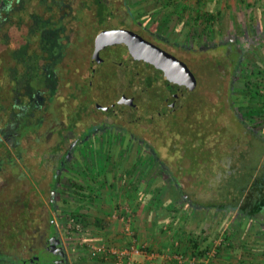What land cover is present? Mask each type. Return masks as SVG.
I'll use <instances>...</instances> for the list:
<instances>
[{"label": "rangeland", "instance_id": "obj_1", "mask_svg": "<svg viewBox=\"0 0 264 264\" xmlns=\"http://www.w3.org/2000/svg\"><path fill=\"white\" fill-rule=\"evenodd\" d=\"M154 1L156 0H130L132 8L144 7L146 9V14L138 17H142L140 21L144 26H149L150 23L155 24L161 34L169 38L176 34L180 41L187 44H193L196 38L204 34L196 56L192 57L183 52V58L190 61L199 79V88L193 100L197 112L191 118L194 129L197 132L201 129L198 122L203 121L205 117L210 119L211 123L213 120V126H209L208 144L203 139L199 140L198 136L193 135V138L195 144L201 149L199 154L206 153L210 158V154L214 157L207 164L202 162L203 164H200L188 176L187 171L183 170L190 167L191 161L185 157L182 149L178 150L176 147H179L174 146L176 135L180 139L184 133L180 128L153 125L134 129V133L150 142V146L158 152L159 158L168 164L184 188L190 192L193 201L204 204L216 196L222 184L221 181L224 182L221 187L224 189L227 184L235 182L237 177L244 176L245 172L248 174L251 170H255V173L262 171L261 167L264 162L262 161L264 150V140L262 142L264 136V43L260 42L249 48L245 46L247 49L242 55L240 66L235 69L231 66L229 58L234 60L237 54L230 52L231 54H227L229 56L226 58L224 56L227 50L223 48L225 46H221L224 41L234 40L237 31L240 33L242 31L240 26L238 29L235 27L234 21L238 20L236 14L239 10L234 0L230 4L227 0L210 1L211 5L220 6L223 12L217 23L216 34L209 30L206 31L205 25L201 23L192 22L191 24L186 21L190 16L188 12L191 8H198L200 2L207 4L208 0H200V2L199 0H160L158 9L155 8ZM74 4L83 5L78 1ZM247 11L255 17L254 10L247 9ZM84 14V19L89 21L86 23L87 26L94 21L95 16L90 10H85ZM154 18L156 21H153ZM123 21L124 24L128 23L127 19ZM113 24L118 27L121 21L114 19ZM230 24V27H233L232 31L229 29ZM190 28L192 29L191 35L185 37ZM209 49L211 51L208 52ZM74 82L72 86L75 85ZM68 91L63 92L64 98L70 94ZM76 94L79 96L76 101L72 102L73 107L83 101V95L78 92ZM221 111L224 112L223 115L220 114ZM55 124V120L45 124L48 131L44 128V133L42 132L44 135L41 136L39 142L32 139L30 142L24 141L29 156L41 155L38 160L45 165L44 168L37 169L41 171V174L46 173L47 164L54 155L52 153L54 141L48 139V132L50 128H56ZM82 128L80 127L79 130L81 131ZM90 132V130L85 131L83 136ZM218 134H221L220 137ZM46 140L49 141L46 142ZM67 140H69L68 137ZM71 142L67 141V144ZM152 153L142 141L130 142L129 139L113 138L109 132H104L102 135L99 133L90 141L82 142L76 149L68 169V177L61 180L62 184L58 190L59 207L55 216L70 264L81 262L80 258L84 255L96 252L97 249L92 247L98 246L100 242H111L105 235L110 236L118 232L117 236L120 237L123 234L124 225L119 219L113 220L112 216L125 214V208L131 210L136 208L137 211L132 216L133 221L142 211L141 215L150 214L149 221L151 220L154 227L150 230L154 235L153 240L157 241L151 246L148 245L150 252L182 253L188 257L192 253L190 239H199L201 247L205 248L208 242L205 244L204 239L207 238L211 242V248L207 252L215 250L216 258L219 254L231 253L236 259H233L234 264H264V245H261L259 240L263 236L260 235L262 230L258 226L252 228L254 226L252 221L245 222V228H243V219L238 212L203 209L196 207L195 202L191 204L183 199L176 202L175 207L170 206L172 208L170 212L162 214L160 202L169 205V200H171L168 191L171 179L168 169L154 164ZM232 161L237 163H233V168L239 170L235 173L237 176H229L223 181L224 176L230 172L229 165ZM121 166L129 172L119 173ZM239 184H242V181H239ZM141 187H145L146 191L143 192ZM77 188H81V195L76 193ZM145 193L151 194L152 198L150 197L151 203L142 209L141 198ZM193 212V217H189ZM75 214L84 216L81 224L82 231L74 228L77 222ZM160 216H166V218L163 217V220H167L166 227L163 230H155ZM4 217L5 209L0 205V224L4 221ZM95 218L102 219L106 225L94 226ZM73 219L76 221L73 222ZM105 229L109 230L105 231ZM2 232L0 230V239L5 238ZM3 242L7 243L6 240ZM159 242L163 244L159 245Z\"/></svg>", "mask_w": 264, "mask_h": 264}, {"label": "flooded vegetation", "instance_id": "obj_2", "mask_svg": "<svg viewBox=\"0 0 264 264\" xmlns=\"http://www.w3.org/2000/svg\"><path fill=\"white\" fill-rule=\"evenodd\" d=\"M76 1L85 2L73 0L74 3ZM87 1L90 4L88 7L95 9L93 0ZM103 1L111 8V11L107 13L108 21L102 26L98 13L92 12L95 16L94 21L87 26L91 27L96 34L89 42L80 44L81 48L78 52V56L83 60L82 76H78V81L82 84V91L79 92L83 95V101L78 102L76 107L71 105L74 103H67L62 114L58 110L56 128H50L48 132V139L54 141L52 146L54 155L47 164L46 173L41 174V171L37 170L45 166L38 160L41 155L29 156L28 148L25 147L23 140L20 143L12 140L7 143L12 152L22 151L23 154L19 157L14 155L16 158L13 162L9 160L0 162L2 168L0 170V205L5 209L4 221L0 224L2 236L5 235L4 239H0V264H70L55 216L59 207L58 190L62 184L61 180L68 177L72 157L75 156L74 152L79 145L104 132H109L113 138L126 140L131 139L135 134L134 129L153 125L174 127L171 118L184 110L191 101L194 102L195 93L199 88V79L190 61L184 60L183 52L192 57L196 56L197 49L201 45L198 38L193 44L183 43L176 34L169 38L161 34L155 24L150 23L149 26H144L138 18L140 15L135 17L130 13V10L133 11L134 8L130 5L128 8L124 6L127 0ZM114 19H119L121 25L114 26ZM123 19H127L128 23L124 24ZM222 45L227 50L224 57L227 58L230 52L237 54L238 59L229 58L231 66L237 69L234 62L238 60L240 64L246 47L240 45L237 40L224 41ZM210 49L208 52L211 51ZM188 72L196 77L197 84L181 110L174 112L164 121L152 124L133 123L128 121L130 118L127 116L128 119L120 117L121 111L125 110L124 107H129L132 111H144L163 100L167 101L169 95H175L186 82ZM93 77L105 88V99L110 101L111 104L108 107L113 112L105 110L108 107L105 102L101 103V96L99 97L97 85L93 83ZM70 86L72 87V84ZM68 92L72 94V90L70 92L69 89ZM229 97L228 94L230 103ZM118 105L119 107L115 108ZM82 107L86 109V113L82 116V120L76 123L75 129L70 128L69 120ZM67 111L68 115H66ZM223 111L221 115L224 114ZM80 127H83L81 131ZM88 130L91 134L83 136V133ZM40 134L30 139L39 142ZM218 135L220 137L221 134ZM30 139L25 141L30 142ZM67 141L73 142L67 144ZM225 178L226 175L223 181ZM185 191L183 199L191 204L194 203L190 192L186 189ZM217 198V194L213 196L212 203ZM196 203L194 205L199 207ZM227 210L239 214L241 212L238 208L232 210L231 207H227ZM241 216L243 223L252 221L254 225L252 228L260 227L262 230L260 235L263 236L259 240L261 245H264L262 244L264 213L258 214L251 220ZM4 240L7 243L3 242Z\"/></svg>", "mask_w": 264, "mask_h": 264}, {"label": "trees", "instance_id": "obj_3", "mask_svg": "<svg viewBox=\"0 0 264 264\" xmlns=\"http://www.w3.org/2000/svg\"><path fill=\"white\" fill-rule=\"evenodd\" d=\"M84 1L83 5L76 6L73 0H0V162L5 160L13 162L16 158L14 155L19 157L23 154L22 151L15 153L9 149L7 143H10V140L20 143L22 140L25 141L40 133L42 134L45 124L54 122V120L57 121L59 111L62 114L65 110L64 106L75 101L79 96L76 93L82 91V84L78 81V76L82 75L83 60L78 56V52H80V44L89 42L96 34L91 30V27L86 26L89 21L84 19L85 10L97 12L102 26L106 25L108 21L107 13L111 11V8L103 0H91L95 9H90L88 1ZM129 5L130 0H127L124 6L128 8ZM154 5L158 9L160 0L154 1ZM145 10L144 7H138L134 8L133 11L130 10V13L138 17L146 14L147 11ZM188 14L190 16L187 17L186 21L191 24L192 22L201 23L205 25L206 31L209 30L213 34L217 33V23L222 16L220 6L211 5V3L201 4L200 2L198 8H191ZM153 21H156V18ZM191 28L189 31L187 30L185 37L191 35ZM203 38L204 34L199 36L200 44H202ZM244 38L253 42L251 44L247 43L249 48L262 42L264 34L258 30L253 22L251 27L244 30ZM234 64L237 68L240 66L238 60ZM72 82L75 85L71 87ZM69 89L70 92L72 90V94L64 98L63 92ZM244 99L246 100V98ZM195 112H197V109L191 101L184 110L171 118V121L174 122L173 128H180L181 132H184L180 139L176 135L174 146H178L179 148L176 147L178 150L182 149L185 157L191 161L190 167L183 170L187 171L188 176L200 164H207L214 157L210 153L211 158L206 153L204 155L199 154L201 149L195 144L193 138V135L194 137L198 136L199 140L203 139L207 143L209 126H213V120L211 123L210 119L205 117L203 121L198 122L201 129L198 128L199 131L197 132L194 129L193 120H191ZM85 113L86 109L84 107L79 109L78 113L68 122L71 125L70 128L75 129L77 127L76 123L82 120ZM201 113L200 115H203ZM66 115H68V111ZM185 127L189 128L184 130ZM41 134L38 137L41 138L43 135ZM129 140L130 142L142 141L153 152L151 155L154 164H159L160 168L168 169L171 179L168 191L171 200H169V205L164 204V202H160V204L162 214L166 211L170 212L172 209L170 206L175 207L176 202L183 200V194L186 193L184 185L168 164L159 158L158 152L150 146V142L135 134ZM232 163L236 162H231L229 165L231 169L233 167ZM122 167L119 168V173L129 172ZM254 171L251 170L248 174L245 172L244 184L243 182L242 184L238 183L240 186L235 184L238 188L234 186L233 189L229 190L225 186L222 189L223 184H221L217 191L218 198L214 203L208 200L204 204L199 202L196 204L200 208L208 210L217 208L227 210V207H231L232 210L238 208L241 210L240 216L243 215L248 220L264 213L263 177H261V182L260 180L257 181L259 188L249 195L243 205H240L241 193L247 189L246 182L248 183L252 179ZM181 174L183 173L181 172ZM235 189L240 194L234 193L233 190L236 191ZM80 190L81 188L76 189L78 195L82 194ZM231 193L236 195L232 197ZM193 215L194 212L189 217H193ZM75 217L77 219L76 224H82L84 216L75 214ZM245 222L242 223L243 228H245ZM103 224L102 219H94V226L101 227ZM190 242L192 243V254L197 251L200 252L201 256H204L211 248V242L207 238L204 239L205 244L208 242L205 248L201 247L202 244L199 239L191 238Z\"/></svg>", "mask_w": 264, "mask_h": 264}, {"label": "crops", "instance_id": "obj_4", "mask_svg": "<svg viewBox=\"0 0 264 264\" xmlns=\"http://www.w3.org/2000/svg\"><path fill=\"white\" fill-rule=\"evenodd\" d=\"M210 1L211 0H208V3H211ZM227 1H228V4H230L232 2V0H227ZM234 1L237 4L238 10H239L237 12V14H236L238 16V20H237V22L234 21L235 27H236V29H238V26H240V28H242L241 33L238 32V31L236 32L237 36H236V38L234 40H237L239 42V44L242 45V46H248L247 43L251 44L253 42L250 41L249 39H245L244 38V30L247 27L248 28L251 27L253 22L257 26L258 30H260V32L262 34H264V0H234ZM247 9L254 10L255 13H256L255 17L251 16V13L249 11H247ZM243 10H246L248 12V14H247L246 11H243ZM222 15H223V12H222ZM255 20H256V22H255ZM230 26H231V24L229 25V27ZM232 28L233 27L229 28L230 31H232ZM262 43H264V39H263ZM263 140H264V138L262 139V142H263ZM262 158H263L262 159V161H263L264 160V150H263ZM232 162H234V161H232ZM262 164H263L262 167H261L262 171L260 173H254L252 179L248 183L246 182L247 189H245L244 192L241 193L242 194L241 195L242 197L240 199V203L241 204H242V202L244 200L248 199V197H249V195L251 193L255 192L259 188V183L257 181L260 180V182H261L262 181L261 177L264 178V162ZM229 170H230V172H229V174L226 175V178L229 177V176H232V175L237 176V175H235V173L239 171L238 168H233V167H232V169L229 168ZM244 178H245V176L237 177L235 182L232 183L234 185L227 184V188L229 190L233 189L235 184L238 185L239 181L243 182ZM263 183H264V180H263ZM243 184H244V182H243ZM238 186H240V185H238ZM238 186H235V188H238ZM144 188L145 187H141L143 192L146 191V190H144ZM235 190L236 191L233 190L234 193L240 194V192L237 189H235ZM149 193H145L143 195V197L141 196L142 197L141 199H142V202H143L142 205H141L142 209H144L146 207V205L151 203L150 199L152 197H151V194H149ZM232 193H231L232 197L234 195H236V194L232 195ZM136 211H137L136 208L134 210L130 209L131 217L133 216L134 212H136ZM141 213L138 214L135 217L136 219L134 221L132 219V223H133L132 227H133V230L136 233V237L139 239V242L141 244H147V245L151 246L152 244L157 242V241L153 240V238H154L153 236L154 235H153V232H151V230H152L151 228H154V227H153V224L150 222L151 220L149 221L150 214H145L144 213L143 215H141ZM166 213H167V211L164 212V214H166ZM163 217L166 218V216H160V219H159L160 221L156 224L155 230L156 229L163 230V228L166 227L165 223H166L167 220L166 219L163 220ZM109 219L111 220V217ZM147 221H148V224H147ZM113 222H116V221H113ZM104 225H106V222H104ZM147 229H148V231H147ZM107 230H109V229H105V231H107ZM111 231H113V230H111ZM113 232H115V231H113ZM117 233H114V234H112L110 236L105 235V237L108 238L111 242H113V240H114L115 243H117V245H122L123 244V239H122L123 238V234H121V236L118 237ZM162 241H163V239H162ZM162 244H163V242H159V245H162ZM164 244H165V242H164ZM154 253L159 255V256L157 258L149 259L147 261V264H179L174 259H168V256H170L168 253L167 254H160V253H157V252H154ZM79 256H82V255H79ZM185 257H186V261H185L184 264H191L190 260H189L190 256H188V257L185 256ZM80 259L82 261L78 262V263H81V264H118L115 261H113L111 259H108V257H105L104 255H101L100 253H89L87 256L84 255ZM233 259H235L233 254H231V253H222V254H219L217 256V258L214 257L211 262H212V264H218V262H219V264H234L233 263ZM78 263L76 262V264H78Z\"/></svg>", "mask_w": 264, "mask_h": 264}, {"label": "built area", "instance_id": "obj_5", "mask_svg": "<svg viewBox=\"0 0 264 264\" xmlns=\"http://www.w3.org/2000/svg\"><path fill=\"white\" fill-rule=\"evenodd\" d=\"M125 214L112 216L113 220L119 219L124 225L123 229V244L117 245L115 242L103 241L98 246H93V249H97L94 253H100L108 259L115 261L118 264H147L149 259L157 258L159 255L154 252H150L147 244H141L136 237V233L132 227V217L129 208H125ZM119 216V218H118ZM76 220L73 219V222ZM76 224V222H75ZM78 231H82L81 224L74 226ZM71 233V232H69ZM168 259H174L179 264H184L186 257L182 253L172 254L169 253ZM216 251L206 252L204 256H201L199 252L190 254L191 264H210L212 258L216 257Z\"/></svg>", "mask_w": 264, "mask_h": 264}, {"label": "water", "instance_id": "obj_6", "mask_svg": "<svg viewBox=\"0 0 264 264\" xmlns=\"http://www.w3.org/2000/svg\"><path fill=\"white\" fill-rule=\"evenodd\" d=\"M188 76L183 86L178 89V92L176 91L175 95L173 96L169 95V99L167 101L163 100L158 104L151 106L149 110L147 109L144 111H132L129 107H124L125 110L123 109L124 111H121L120 117L124 119L129 117L130 119L127 118L128 121L141 124H152L164 121L165 119L170 117L174 112L181 110L184 107L191 93L195 90L197 84L196 77L191 72H188ZM92 80L93 83L95 82V84L97 85L96 87H98L99 97L101 96V103L103 101L107 105H105L106 107L110 106V101L105 99V88L102 86V84H98L97 80H95L94 77L92 78ZM119 104H121V102H119ZM117 107H119V105L115 108ZM105 110L113 112L109 107Z\"/></svg>", "mask_w": 264, "mask_h": 264}]
</instances>
